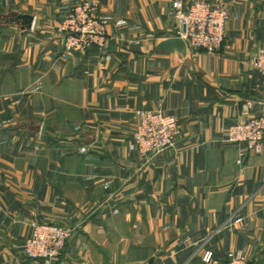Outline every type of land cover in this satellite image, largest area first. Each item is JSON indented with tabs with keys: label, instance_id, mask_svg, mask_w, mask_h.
Instances as JSON below:
<instances>
[{
	"label": "crops",
	"instance_id": "obj_1",
	"mask_svg": "<svg viewBox=\"0 0 264 264\" xmlns=\"http://www.w3.org/2000/svg\"><path fill=\"white\" fill-rule=\"evenodd\" d=\"M79 1L0 0V264H45L21 245L50 217L72 229L55 264H264V148L239 163L226 138L264 115V0H203L233 14L217 52L178 35L175 0H95L106 47L64 57ZM137 109L178 117L174 148H129Z\"/></svg>",
	"mask_w": 264,
	"mask_h": 264
},
{
	"label": "built area",
	"instance_id": "obj_2",
	"mask_svg": "<svg viewBox=\"0 0 264 264\" xmlns=\"http://www.w3.org/2000/svg\"><path fill=\"white\" fill-rule=\"evenodd\" d=\"M172 9L178 35L190 46L208 52H217L222 48L227 24L233 16L227 7L203 0H193L187 4L183 0H175ZM111 20L112 16L102 13L95 0L76 3L59 25L63 36L62 55L86 52L93 47L104 49ZM254 65L264 82V48L258 50ZM133 121L135 132L129 148L144 157L149 158L174 148L181 133L178 117L161 109H137ZM226 138L240 147L239 163L250 153H261L264 148V115L232 123L227 128ZM59 219L50 217L31 222V235L21 245L27 257L42 260L45 264L59 261L72 237V229ZM203 260L209 264H250L242 251L230 252L225 261H219L209 250L204 253Z\"/></svg>",
	"mask_w": 264,
	"mask_h": 264
},
{
	"label": "water",
	"instance_id": "obj_3",
	"mask_svg": "<svg viewBox=\"0 0 264 264\" xmlns=\"http://www.w3.org/2000/svg\"><path fill=\"white\" fill-rule=\"evenodd\" d=\"M23 20H24V23L30 27L31 26V23L33 21V17L31 15H22L21 17Z\"/></svg>",
	"mask_w": 264,
	"mask_h": 264
}]
</instances>
